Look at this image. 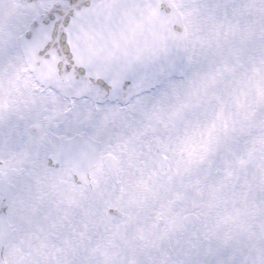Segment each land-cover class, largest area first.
<instances>
[{
	"label": "snow or ice",
	"instance_id": "6c2138e0",
	"mask_svg": "<svg viewBox=\"0 0 264 264\" xmlns=\"http://www.w3.org/2000/svg\"><path fill=\"white\" fill-rule=\"evenodd\" d=\"M0 264H264V0H0Z\"/></svg>",
	"mask_w": 264,
	"mask_h": 264
}]
</instances>
